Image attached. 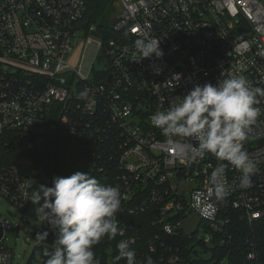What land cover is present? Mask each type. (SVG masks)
Returning <instances> with one entry per match:
<instances>
[{
	"label": "built area",
	"instance_id": "built-area-1",
	"mask_svg": "<svg viewBox=\"0 0 264 264\" xmlns=\"http://www.w3.org/2000/svg\"><path fill=\"white\" fill-rule=\"evenodd\" d=\"M87 2L0 0V157L12 142L41 143L42 150H50L53 132L62 128L76 152L85 148L90 155L86 170L105 175L104 185L120 189L116 218L122 236L132 228L128 217L147 210L156 226L149 252L164 236V250L189 249L204 258L201 250L212 264L228 262L231 214L237 212L249 224L264 218V97H258L261 114L244 143L256 169L252 184L240 188L241 172L228 165L227 195L219 202L207 191L221 161L211 153L195 161L181 158V146L195 142L183 137L169 142L150 118L162 110L161 97L167 109L195 84L242 74L264 88V0H112L118 7L110 23L114 36L102 41L97 35V67L71 57L81 35L96 33L94 25H80ZM138 38L159 41L163 56L139 61ZM174 73L182 77L176 87ZM85 89L95 101L91 108L79 98ZM37 179L0 162V199L23 206ZM192 213L203 235L183 231L181 223ZM11 227L0 211V256L6 264L14 257L5 242ZM178 236L189 243L173 247L169 239ZM243 243L246 259L254 260V243L248 238ZM223 249L228 252L223 259L212 257ZM168 264L182 263L172 255Z\"/></svg>",
	"mask_w": 264,
	"mask_h": 264
},
{
	"label": "clouds",
	"instance_id": "clouds-1",
	"mask_svg": "<svg viewBox=\"0 0 264 264\" xmlns=\"http://www.w3.org/2000/svg\"><path fill=\"white\" fill-rule=\"evenodd\" d=\"M135 48L139 61L163 56L159 41L153 43L138 38ZM181 78L180 73H174L172 87L179 86ZM258 97H264V88L254 87L241 74L218 79L216 84H195L178 103L176 100L180 97L171 100L167 109L163 108L164 98L161 97L162 110L150 118L151 124L160 129L169 142H174L176 137L195 142V145L181 146V158L195 161L202 159L205 153H211L221 161L211 172L207 191L210 200L215 198L219 202L225 199L227 189L224 180L228 165L241 172L240 188L246 189L252 184L251 176L256 169L244 143L261 114V109L256 107L260 103ZM79 98L88 100L90 108L95 104L94 99L89 100L87 89L79 93ZM32 190L29 200L38 205L35 212L39 223L47 221L56 234L55 249H45L46 264H101L94 246L105 238L112 240L123 235L116 218L121 211L120 189L101 184L88 172L56 176L51 186L40 184ZM48 235V231H43L37 233L35 239L45 242ZM130 243L126 239L118 242L116 261L123 259L125 264H155L151 256L139 260ZM0 264H6V257L0 256Z\"/></svg>",
	"mask_w": 264,
	"mask_h": 264
},
{
	"label": "trees",
	"instance_id": "trees-1",
	"mask_svg": "<svg viewBox=\"0 0 264 264\" xmlns=\"http://www.w3.org/2000/svg\"><path fill=\"white\" fill-rule=\"evenodd\" d=\"M110 1L88 0L86 12L80 24L84 29H87L89 25H94L96 33L102 41H106L114 36L111 30V20L106 19L105 15ZM89 157L90 155H87L85 148L79 149L73 162V173L76 171L88 172L86 169L89 166ZM0 162L15 164L21 175L27 177L46 179L51 178L53 174L52 153L49 148L40 150L35 145L27 147L23 141L20 144L12 142L11 148L2 152ZM90 175L95 177L101 184L108 181V177L105 175ZM153 216L154 213L147 210L137 215L129 216V224L132 225V228L127 230V235H117L115 239L109 240L105 238L102 240L101 243L93 248L96 258L100 260L101 264H125L123 259L120 261L115 260L118 254L116 246L121 239L129 240V237H134V242L130 243V247L135 249L137 258L141 261L145 257L151 256L155 264H168L170 256L178 255L182 264H212L211 260L198 257L196 253L193 252L192 254V251L189 249L181 250L177 253L174 249L171 251L164 250L160 245L161 241L168 240L164 236H160L158 242H156V251L149 252L148 244L153 242L154 238L152 234L156 231V226L151 224ZM231 217L230 231L232 232L233 240L229 248L228 262H224L223 264H264V218L255 220L249 224L247 221L241 219L237 212H233ZM43 231L49 232L46 241H36L25 264H46L45 249L48 251L55 249V230L49 226L47 221L41 223L38 233ZM245 238H248L255 245L256 258L254 260L246 259L247 248L243 243ZM169 240L173 247L180 245L181 242L184 245L189 243L184 236H178ZM227 253V250L223 249L216 252L212 257L223 259Z\"/></svg>",
	"mask_w": 264,
	"mask_h": 264
},
{
	"label": "rangeland",
	"instance_id": "rangeland-1",
	"mask_svg": "<svg viewBox=\"0 0 264 264\" xmlns=\"http://www.w3.org/2000/svg\"><path fill=\"white\" fill-rule=\"evenodd\" d=\"M118 7L112 2H109L106 10V19L109 21L115 17ZM98 36L95 32L88 34L86 38L81 35L77 39L74 51L71 53L72 61L81 60L83 65L89 64L93 61L94 67L98 66V59L95 57V46ZM50 151L53 160V174L51 178L32 181V188H38L40 184L46 186L52 185L53 177L69 176L73 173V162L76 159L75 147L72 146L68 134L62 129L58 128L52 134ZM32 188L29 192L27 202L23 206H13L4 200L0 199V211L5 214L12 227L5 231V242L12 249L14 257L12 264H25L36 243V235L39 232L41 223H39V216H36L35 208L38 205H33L29 198L33 194ZM43 201H41L42 203ZM39 223V224H38ZM200 219L196 214H190L182 223L181 227L184 232L192 233L198 232L203 235V231L199 226ZM18 227L17 231L16 228ZM200 256L208 258L209 254L198 250Z\"/></svg>",
	"mask_w": 264,
	"mask_h": 264
},
{
	"label": "water",
	"instance_id": "water-1",
	"mask_svg": "<svg viewBox=\"0 0 264 264\" xmlns=\"http://www.w3.org/2000/svg\"><path fill=\"white\" fill-rule=\"evenodd\" d=\"M38 148L41 149V150L44 149L45 148V144L39 143L38 144ZM0 235H1V230H0Z\"/></svg>",
	"mask_w": 264,
	"mask_h": 264
}]
</instances>
